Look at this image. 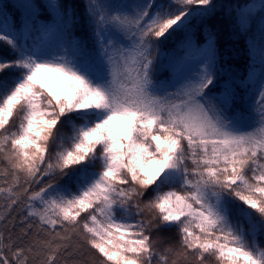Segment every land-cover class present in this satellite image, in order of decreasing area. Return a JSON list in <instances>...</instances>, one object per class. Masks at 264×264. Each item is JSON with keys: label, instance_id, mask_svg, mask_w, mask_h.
Wrapping results in <instances>:
<instances>
[{"label": "snow or ice", "instance_id": "snow-or-ice-1", "mask_svg": "<svg viewBox=\"0 0 264 264\" xmlns=\"http://www.w3.org/2000/svg\"><path fill=\"white\" fill-rule=\"evenodd\" d=\"M45 7L0 13V264H264V0L243 74L212 0Z\"/></svg>", "mask_w": 264, "mask_h": 264}, {"label": "trees", "instance_id": "trees-1", "mask_svg": "<svg viewBox=\"0 0 264 264\" xmlns=\"http://www.w3.org/2000/svg\"><path fill=\"white\" fill-rule=\"evenodd\" d=\"M37 8L40 10L38 18L40 20H47L50 17V13L48 9L45 7L46 0H31ZM227 5L230 7L233 4H244L249 2V0H224ZM60 2L67 7L71 5L74 9V14L79 17V23L74 25V33L77 37L88 41L89 46H91V39L89 35V29L86 22V17L84 15V0H60ZM108 2L113 4L118 3H131L132 0H108ZM159 2V0H158ZM2 8L8 16L11 18L20 16L22 10L12 3L9 0H4L2 3ZM234 15V14H233ZM258 19V18H257ZM230 21L231 18L229 14L226 12V7L222 6L221 9L216 11L209 18L204 20L200 27L196 32V39L198 42H204L203 28L204 25H207L209 29L216 33L218 39L217 44L220 50V54L222 56H227V63L231 64L234 71L239 74H243L245 72L246 65L250 62V55L246 54V38L244 36H240L239 34H233V31L230 29ZM257 30V21H253L251 34H254ZM180 38L179 34L173 37L172 41H170L166 48H171L173 46V42ZM0 57H10L9 50L0 45ZM60 183L68 184L70 181L67 179L61 180ZM73 190H75V185L71 184ZM235 218V217H234ZM175 229H165L162 230V235L165 237H172V243L175 244L178 239L175 235ZM259 242L261 246H264V234L260 235ZM207 264H214V261L209 260Z\"/></svg>", "mask_w": 264, "mask_h": 264}, {"label": "rangeland", "instance_id": "rangeland-1", "mask_svg": "<svg viewBox=\"0 0 264 264\" xmlns=\"http://www.w3.org/2000/svg\"><path fill=\"white\" fill-rule=\"evenodd\" d=\"M3 1L4 0H0V13H2V15L3 16H7V17H9V18H11L10 16H8V14H6L5 12H4V10H3V8H2V3H3ZM9 1H11L12 3H14L15 5H17L18 7H19V4L20 3H22V2H24V0H9ZM32 2V1H31ZM212 2H213V4L214 5H216V10H215V12L216 11H218L219 9H221L222 8V6H225L226 7V12L229 14V6L227 5V3L224 1V0H212ZM21 9V8H20ZM22 11H23V9H21ZM38 12L40 13V10L38 9ZM214 12V13H215ZM213 13V14H214ZM213 14H211V15H213ZM210 15V16H211ZM209 16V17H210ZM208 17V18H209ZM196 24V21H193V25H195ZM230 29L233 31V29H232V21H230ZM229 64V63H228ZM230 66H232L231 64H229Z\"/></svg>", "mask_w": 264, "mask_h": 264}]
</instances>
